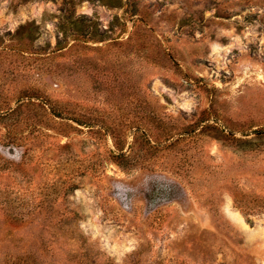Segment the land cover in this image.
<instances>
[{
	"label": "rangeland",
	"instance_id": "rangeland-1",
	"mask_svg": "<svg viewBox=\"0 0 264 264\" xmlns=\"http://www.w3.org/2000/svg\"><path fill=\"white\" fill-rule=\"evenodd\" d=\"M26 1L0 0V264H264V0Z\"/></svg>",
	"mask_w": 264,
	"mask_h": 264
},
{
	"label": "trees",
	"instance_id": "trees-1",
	"mask_svg": "<svg viewBox=\"0 0 264 264\" xmlns=\"http://www.w3.org/2000/svg\"><path fill=\"white\" fill-rule=\"evenodd\" d=\"M90 1H93V0H90ZM98 1L102 2L103 0H98ZM26 2H27L26 0H19V3L18 4L19 5L25 4ZM117 2L119 3V0H117ZM115 7H119V6H115ZM67 12H68V10H67ZM84 20H85L84 18H81L78 21H84ZM37 29L38 28L36 26H33L32 24H28L26 26L20 27L19 30L16 33V37L17 38H15L16 41H14V43H15L14 46L17 47L18 49H26L27 44L24 43L23 40H28L29 42L34 41V39L36 37V31H37ZM145 136L147 137V139L149 141H152V140H150V138L147 135H145ZM122 150H123L122 148H119L118 149L119 153L122 152ZM117 158L124 159V156L121 153L120 156H117Z\"/></svg>",
	"mask_w": 264,
	"mask_h": 264
}]
</instances>
